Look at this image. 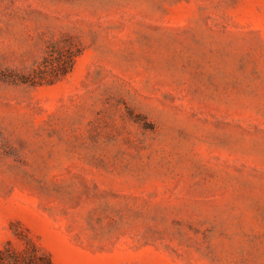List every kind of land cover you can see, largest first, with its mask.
Wrapping results in <instances>:
<instances>
[{
  "label": "rangeland",
  "instance_id": "obj_1",
  "mask_svg": "<svg viewBox=\"0 0 264 264\" xmlns=\"http://www.w3.org/2000/svg\"><path fill=\"white\" fill-rule=\"evenodd\" d=\"M53 264H264V0H0V249Z\"/></svg>",
  "mask_w": 264,
  "mask_h": 264
},
{
  "label": "trees",
  "instance_id": "obj_2",
  "mask_svg": "<svg viewBox=\"0 0 264 264\" xmlns=\"http://www.w3.org/2000/svg\"><path fill=\"white\" fill-rule=\"evenodd\" d=\"M26 245L15 251L10 246L0 249V264H53L49 255L42 251L30 237L25 236Z\"/></svg>",
  "mask_w": 264,
  "mask_h": 264
}]
</instances>
